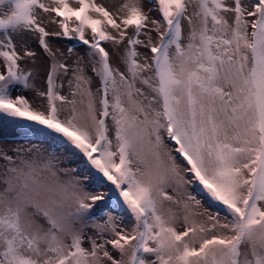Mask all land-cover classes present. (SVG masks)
Here are the masks:
<instances>
[{"label":"snow or ice","instance_id":"1","mask_svg":"<svg viewBox=\"0 0 264 264\" xmlns=\"http://www.w3.org/2000/svg\"><path fill=\"white\" fill-rule=\"evenodd\" d=\"M4 127L0 264H264V0H0Z\"/></svg>","mask_w":264,"mask_h":264},{"label":"rangeland","instance_id":"2","mask_svg":"<svg viewBox=\"0 0 264 264\" xmlns=\"http://www.w3.org/2000/svg\"><path fill=\"white\" fill-rule=\"evenodd\" d=\"M62 49H64V48H62ZM78 52H80L82 54L83 49L79 48ZM13 94L15 95V93H13ZM23 94L29 100L32 99V95H33L32 93L24 92ZM24 139H25V137L22 134L17 135L16 132L10 128H7V127L0 128V147H2L4 149H9L11 147H14L16 143L23 142ZM71 166H75V165L73 164Z\"/></svg>","mask_w":264,"mask_h":264},{"label":"bare ground","instance_id":"3","mask_svg":"<svg viewBox=\"0 0 264 264\" xmlns=\"http://www.w3.org/2000/svg\"><path fill=\"white\" fill-rule=\"evenodd\" d=\"M102 2L110 3L111 0H102ZM52 27L54 28L55 26H52ZM50 30H51V29H50ZM55 43H56V45H57L58 47H60V48H64V49L66 50V44H67L66 41H63V40H56ZM77 51H79V48H77Z\"/></svg>","mask_w":264,"mask_h":264}]
</instances>
